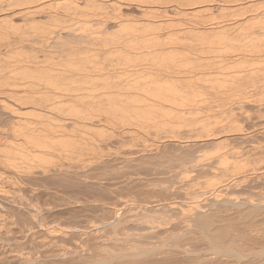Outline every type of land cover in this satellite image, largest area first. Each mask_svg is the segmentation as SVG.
<instances>
[{"label": "bare ground", "instance_id": "obj_1", "mask_svg": "<svg viewBox=\"0 0 264 264\" xmlns=\"http://www.w3.org/2000/svg\"><path fill=\"white\" fill-rule=\"evenodd\" d=\"M8 4L0 264H264V0Z\"/></svg>", "mask_w": 264, "mask_h": 264}, {"label": "rangeland", "instance_id": "obj_2", "mask_svg": "<svg viewBox=\"0 0 264 264\" xmlns=\"http://www.w3.org/2000/svg\"><path fill=\"white\" fill-rule=\"evenodd\" d=\"M5 1H8V0H5ZM5 1H4V0H3V1H2V0L0 1V2H1L0 6H1V5H3V6L5 5L4 8H3L2 6H1L2 8H1V7H0V8H1V9H5L6 11H4L5 13H3V14L8 16L9 13H10L8 9L11 8V6L9 7V4H8V2H10V0H9L8 2H5ZM4 3H5V4H4ZM6 3H7L8 5H7ZM250 4H251V3H250ZM5 7H6L7 9H6ZM8 7H9V8H8ZM258 11H259V9H258ZM258 11H257V9H256V10H255V9H252L250 12H246V13L243 14L241 17H244L245 15H248V14H250V13H254V12H258ZM206 12L208 13L209 16L211 15V17L213 16V15H212L213 13H214V15H216L217 13L219 14V12H208V11H206ZM206 12H203L202 14H203V15H207ZM205 13H206V14H205ZM210 13H211V14H210ZM215 13H216V14H215ZM247 13H248V14H247ZM218 14L216 15L217 17L219 16ZM4 15H3V17L1 16L2 18L0 17V19H1V20H0V24H2V25H0V26H7V24L9 25V23L4 24V22H5V21H8V22H9L10 17H12V16H10V17L8 16L9 18H8V17L6 18V16H4ZM4 17H5V19H4ZM14 17L17 18V20L20 19V18H18V17H16V16H14ZM14 17H13V19H12L13 21H15V20H14V19H15ZM168 17L174 18L175 20L179 19L178 14H175V13H170V15H169ZM186 17H187V16H186ZM189 17H191V16H189ZM214 17H215V16H214ZM238 17H239V16H238ZM238 17H237V18H238ZM219 18H220V16H219ZM239 18H240V17H239ZM2 19H3L4 21H2ZM220 19H221V18H220ZM220 19H219V20H220ZM17 20H16V21H17ZM216 20H218V19H216V18H215L214 20L212 19L213 22H216ZM231 21H233V20H230V22H231ZM1 22H2V23H1ZM17 22H18V21H17ZM19 22H22V21L20 20ZM22 23H23V22H22ZM3 24H4V25H3ZM186 25H190V26H168V27H167V29H169V28L171 29V27H173V28L177 29V31H178V30L180 31L179 34H178V36H180V34H181V37H179V38H180V39H179V40H180V41H179V44H180V42H181V43L183 42V39L181 40V38L184 37V36L187 34L188 28H189V30H190V31H188V33L190 32V33H192V35L194 36L193 31H194V32H195V31H198V28L200 27V26H198V25H196L197 27L193 26V25H194L193 23H189V24H186ZM94 27L96 28V27H98V26H91V28H93V29H94ZM191 27H192V29H191ZM193 29H194V30H193ZM195 29H197V30H195ZM184 30H185V33H186V34H184ZM186 30H187V31H186ZM191 30H192V32H191ZM182 31H183V32H182ZM160 33L164 34V31H160ZM190 33H189V34H190ZM229 33H231V32H229ZM193 36L190 37V35H188V37H190V40H189V41L186 40V39L184 40L185 43H186V45L189 44V46H185L184 42L182 43L183 45H181V44L178 45V46H179L178 49L180 50L178 53H179L180 57L182 56V55H181V52H182L181 50H183V51L186 50V49H187V50H190V49H191L190 46L195 45L196 41H192V40H191V38H192ZM185 37H186V36H185ZM185 37H184V38H185ZM188 37H186V38L188 39ZM187 41H188L189 43H188ZM196 44L198 45V43H196ZM198 46H199L200 49H201V48H206V46H202V47H200L201 44L198 45ZM185 47H186V48H185ZM187 47H190V49H188ZM182 48H183V49H182ZM209 48H210V47H209ZM187 50H186V51H187ZM196 51H197V52H196ZM199 51H200L199 49H198V50H195V51L193 50V51H192L193 53H192V52L190 53L189 51H187V55H186V53H185L184 56H186V57L188 56L189 59L191 60V58H192L193 56H197L196 54H199V55H200V53H198ZM194 52H195V53H194ZM188 53H190V54H188ZM190 55H191V56H190ZM193 58H194V57H193ZM201 89L207 91L209 88H208V89L201 88ZM209 90H210V89H209Z\"/></svg>", "mask_w": 264, "mask_h": 264}]
</instances>
